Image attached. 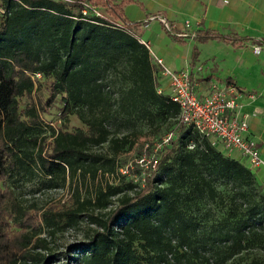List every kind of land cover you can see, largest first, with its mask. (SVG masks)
Instances as JSON below:
<instances>
[{
  "label": "trees",
  "instance_id": "16d2710c",
  "mask_svg": "<svg viewBox=\"0 0 264 264\" xmlns=\"http://www.w3.org/2000/svg\"><path fill=\"white\" fill-rule=\"evenodd\" d=\"M135 2L0 0V264H56L58 255L39 237L40 222L53 236L62 220L76 226L84 217L95 228L80 246V264H227L245 251L264 250V192L257 183L264 182L240 159L180 124L179 105L158 94L157 69L135 34L140 25L125 16L124 8ZM95 8L105 13L95 14ZM195 40L242 46L237 35L213 30H197ZM41 78L47 100L36 97ZM58 96L64 116L76 113L88 129H54L40 140L38 109L47 112ZM25 97L31 105L23 114ZM171 119L177 121L169 130L175 138L144 187L131 182L125 191L98 183L86 199L78 188L72 208L52 207L40 215L24 211L4 187L8 176L31 169L27 159L48 178L50 189L119 176L118 157L135 147L140 125ZM221 180L232 185L231 200L219 190ZM219 201L226 217L207 227L208 210L201 208ZM247 264H264V256Z\"/></svg>",
  "mask_w": 264,
  "mask_h": 264
},
{
  "label": "crops",
  "instance_id": "0c3cea01",
  "mask_svg": "<svg viewBox=\"0 0 264 264\" xmlns=\"http://www.w3.org/2000/svg\"><path fill=\"white\" fill-rule=\"evenodd\" d=\"M124 12L130 23L140 25L135 34L151 44L167 67L190 71L200 98L209 93L211 81H230L239 87L241 78L257 80L258 99L243 111H257L250 121V134L259 141L264 157V50L260 55L253 52V46L264 41V0H136ZM159 16L173 24L176 32L182 31L189 21L195 35L197 30L237 35L242 46L220 40L202 43L195 37L183 39L185 43L175 41L158 19L151 20ZM159 77L165 95H169L168 80L161 74ZM261 115V119L257 118ZM257 176L264 182V168L257 170Z\"/></svg>",
  "mask_w": 264,
  "mask_h": 264
},
{
  "label": "rangeland",
  "instance_id": "374dc122",
  "mask_svg": "<svg viewBox=\"0 0 264 264\" xmlns=\"http://www.w3.org/2000/svg\"><path fill=\"white\" fill-rule=\"evenodd\" d=\"M67 1V0H63ZM95 14L105 13V9L95 8L91 9ZM1 21V20H0ZM138 34V31H135ZM205 46H203L204 48ZM205 49V48H204ZM154 53V52H153ZM156 56V54L154 53ZM151 55V60L154 63L155 56ZM194 64V60H193ZM43 82L42 88L38 91L36 97H41L43 100L49 98V91L45 89V80L41 78ZM203 81V80H201ZM158 85H161L159 79L157 80ZM241 85L239 86L245 92H258L257 91V80L253 77H244L240 80ZM36 100V98L34 99ZM36 102V101H35ZM31 102L26 97L21 99V109L23 114L27 106H30ZM64 105L60 102V96L57 97V101L54 105L48 108L47 112L39 111V116L41 119V128H39L40 140L42 137H48L54 129L66 128L67 131H76L79 129L87 130L88 127L79 119L76 113L64 116L62 113ZM38 108V107H37ZM262 115L257 117L261 119ZM25 118V116H23ZM157 126H150L147 123H142L139 127V134L136 139V145L132 150L123 152L117 160L118 165L120 166L119 176H110L105 177L101 176L99 182H93L91 180H86L83 182L80 188V180L73 182L72 184L67 185L63 188L50 189L49 180L47 177H44L38 166L32 163L30 159L27 161L31 164L30 170H26L20 173H13L12 176H8L5 180L4 187H8L14 194L16 203L21 206L24 211H30L34 213L40 211L38 214L44 213L49 208L55 207L56 210H66L67 208H72L76 200V191L79 188V194L81 198L91 197V193L95 190V186L98 183H110L111 185H119L125 191H129V183L133 182L138 187H144L146 184L151 172L149 160L153 157L160 158L162 152L164 151L167 145L164 144L166 136L170 133L169 130L176 126V119H171L168 122L158 121ZM169 132V133H168ZM41 142V141H40ZM52 142V138H49L46 142L45 147L50 149L49 144ZM102 149H106L107 145L102 146ZM101 148L96 149L97 151H102ZM38 149L32 152L33 158H37ZM145 159V164H140V160ZM122 176H126L125 178ZM69 182V181H68ZM258 185L261 187L258 188L261 193L264 192V185ZM73 184L78 185L77 187ZM219 190L225 193L230 200L235 195L233 192V187L227 181H219L218 183ZM235 199V198H234ZM234 199L232 205H234ZM259 200V198L257 197ZM9 210H11L10 206ZM201 213H205L208 210V218L210 220H205L204 223L207 227H210L213 223H216V220H220L226 217L227 207L224 203L213 202L202 206ZM206 219L207 216H205ZM41 217H39L40 220ZM205 219V218H203ZM43 227V231L40 234V238L46 239L48 243V248L51 253L58 255L56 264H63L65 262H72L77 260L75 264H80L81 251L80 246L83 245L86 240V235L95 228V225L91 224L87 217L79 220V224L76 226H69L67 224V219L62 220L60 226V231L52 236L50 232L52 228L45 224L44 220L40 222ZM33 252L35 250L32 249ZM38 252L47 253L46 250L42 248H37ZM206 256H212L211 251H207ZM254 256H264V250L255 249L245 251L227 264H247Z\"/></svg>",
  "mask_w": 264,
  "mask_h": 264
},
{
  "label": "built area",
  "instance_id": "2783aa9c",
  "mask_svg": "<svg viewBox=\"0 0 264 264\" xmlns=\"http://www.w3.org/2000/svg\"><path fill=\"white\" fill-rule=\"evenodd\" d=\"M158 19L166 31L178 38H193L192 25L188 21L180 32L174 30L164 17H153ZM153 56L152 46L149 42L141 40ZM264 50V41L253 46V52L260 55ZM155 56V55H154ZM154 65L157 69V80L161 74L168 80L170 99L179 105V123L192 127L194 131L213 147L223 151L225 154L240 159L250 169L257 171L264 168V157L262 155L259 141L250 134V121L256 116L243 111V108L258 99L257 92H245L232 82L211 81L209 93L200 98L196 92L192 74L188 70L173 71L167 67L163 59L155 56ZM40 77V75H38ZM156 80V82H157ZM158 94L165 95L162 85L157 83ZM175 132L169 133L164 144L169 145L175 138ZM193 146H191L192 148ZM145 159L140 164H145ZM160 158L153 157L149 160L151 172L154 173L159 165ZM151 173V174H152ZM150 174V176H151Z\"/></svg>",
  "mask_w": 264,
  "mask_h": 264
}]
</instances>
